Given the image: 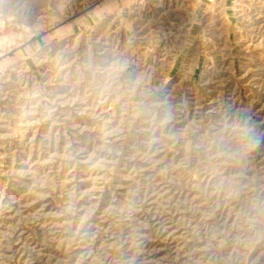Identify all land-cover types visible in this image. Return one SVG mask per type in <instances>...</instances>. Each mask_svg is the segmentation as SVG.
Returning a JSON list of instances; mask_svg holds the SVG:
<instances>
[{"label": "rangeland", "instance_id": "rangeland-1", "mask_svg": "<svg viewBox=\"0 0 264 264\" xmlns=\"http://www.w3.org/2000/svg\"><path fill=\"white\" fill-rule=\"evenodd\" d=\"M0 264H264V0H0Z\"/></svg>", "mask_w": 264, "mask_h": 264}]
</instances>
